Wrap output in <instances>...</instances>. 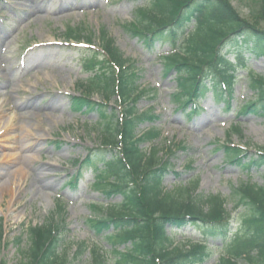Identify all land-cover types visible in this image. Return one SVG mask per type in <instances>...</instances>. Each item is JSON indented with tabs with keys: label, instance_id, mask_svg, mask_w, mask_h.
Returning <instances> with one entry per match:
<instances>
[{
	"label": "rangeland",
	"instance_id": "rangeland-1",
	"mask_svg": "<svg viewBox=\"0 0 264 264\" xmlns=\"http://www.w3.org/2000/svg\"><path fill=\"white\" fill-rule=\"evenodd\" d=\"M227 1L248 24L264 30V21L253 19L261 0ZM138 4L131 0H0V223L5 240L0 244V261L5 264H21L27 245L24 230L42 225L52 216L65 226L60 252L68 256V264H93L88 251L74 260L76 247L82 243L102 249L106 264L114 263L112 247L122 251L128 246L113 245L106 236L96 237L86 224L98 215L94 207L108 211L109 205L120 202L119 197H108L94 184L95 176L87 169L81 171L76 190L65 185L78 174L77 162L99 144L102 117L96 113L74 114L69 98L78 94L79 85L88 79L81 64L90 56H100L103 34L123 58L134 63L139 90L145 91L136 102V110L154 120L139 125L136 132L154 128L160 132L155 145L173 148L170 171L162 181L165 189L197 183L194 195L228 199L231 190L241 184H263L262 169L246 171L230 164L223 147L230 144L247 149L249 156L264 149V116L260 110H244L257 100L259 84H253L251 77L264 81V57L242 54L244 69L237 68L228 105L216 103L208 95L196 115L188 112L192 105L178 110L172 98L176 74H165L161 61L169 49L143 48L138 38L121 27L134 19ZM70 32L80 35L73 37ZM237 54H229L231 65ZM92 99L99 102L100 96L94 94ZM108 107L112 113L121 112L113 101ZM29 134L40 137L35 140ZM26 144L29 146L24 150ZM26 156L34 159L25 163ZM17 167L23 170L25 179L12 182L10 193L9 188L3 192L4 175L12 176ZM41 171L46 176H39ZM174 173L180 174L179 180ZM39 184H50V188L39 192ZM226 210L232 215L229 231L238 230L242 211H234L230 202ZM166 232L175 245L183 244L185 249L189 242L204 236L194 227L179 231L167 228ZM17 238H21L20 245ZM208 240L210 257L203 264H214L220 241Z\"/></svg>",
	"mask_w": 264,
	"mask_h": 264
},
{
	"label": "trees",
	"instance_id": "trees-1",
	"mask_svg": "<svg viewBox=\"0 0 264 264\" xmlns=\"http://www.w3.org/2000/svg\"><path fill=\"white\" fill-rule=\"evenodd\" d=\"M131 1L141 3L134 9V19L121 27L138 38L143 48L169 49L161 61L165 74H176L172 98L178 110L192 105L188 112L196 115L207 95L216 103L228 105L237 68L244 69L242 54L251 52L264 57V30L243 20L227 0ZM253 19L264 21V0ZM74 33L70 35L79 37ZM100 51V56L82 61L89 77L79 85L78 95L69 98L74 114L96 113L102 117L99 144L77 162L79 174L66 185L76 190L81 171L87 169L94 174L95 185L102 187L108 197L120 198L118 204L109 205L108 211L94 207L98 215L86 221L96 237L106 236L113 245H128L122 251L112 247L113 264H203L210 257L208 239L212 243L220 241V254L214 264H264V149L249 156L247 149L230 144L223 147L230 164L246 171L263 170L261 186L241 184L231 190L228 199L194 195L197 183L165 189L162 181L170 171L173 148L155 145L160 132L154 128L136 132L139 125L154 120L148 113H137L136 102L145 93L139 90L137 69L105 34ZM232 52L238 53L233 65L228 58ZM251 81L259 84L257 100L244 110H260L264 116V81L256 77ZM94 94L100 96L99 102L92 99ZM111 101L118 105L120 113L109 111ZM234 131L240 133L238 129ZM173 175L179 180L180 174ZM228 202L234 211H242L239 229L233 232L229 231L232 215L226 210ZM184 227H194L204 234L202 239L189 242L187 249L183 244L175 245L166 232L167 228L179 231ZM64 231V224L57 223L53 216L42 225L28 226L24 230L27 245L21 264H68V256L60 252ZM4 242L0 223V244ZM16 244H21V238ZM87 251L93 264H106L102 249L84 243L76 247L74 260Z\"/></svg>",
	"mask_w": 264,
	"mask_h": 264
},
{
	"label": "bare ground",
	"instance_id": "bare-ground-1",
	"mask_svg": "<svg viewBox=\"0 0 264 264\" xmlns=\"http://www.w3.org/2000/svg\"><path fill=\"white\" fill-rule=\"evenodd\" d=\"M24 115H27V114L25 113ZM29 135H30L29 137L35 138V140L39 139V137H40V136L35 137V136L31 135V134H29ZM27 145L29 146V144L23 145V149L26 148V147H28ZM38 152H40V149L38 150ZM20 159L21 158H17L16 160H20ZM24 159H25L24 162L26 163L27 161H31L32 159H34V157L33 158H30V157L26 156ZM23 173H24L23 170L20 169V167H17L15 169V171L11 174L12 176H10V173L5 174L4 175L5 176V180L2 182V185H1L2 186V188H1L2 191L3 192L4 191L6 192L7 191V188H9V191L8 192L10 193V189H11L12 182L15 181V183H18L19 180H24L25 179V176L23 175ZM39 173H41V175H39V176H46L45 174H43L44 173L43 171H41ZM10 177H13V180L12 181H11V178ZM40 178L41 177H39V179ZM46 188H50V184H46V185H44V187H42L41 184H39V185L36 186V190L39 191V192H41L43 189H46ZM18 190H19V188H18Z\"/></svg>",
	"mask_w": 264,
	"mask_h": 264
}]
</instances>
